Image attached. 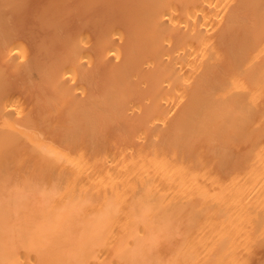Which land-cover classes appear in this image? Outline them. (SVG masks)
Listing matches in <instances>:
<instances>
[{"label":"bare ground","instance_id":"6f19581e","mask_svg":"<svg viewBox=\"0 0 264 264\" xmlns=\"http://www.w3.org/2000/svg\"><path fill=\"white\" fill-rule=\"evenodd\" d=\"M75 4L0 30V264H264V0Z\"/></svg>","mask_w":264,"mask_h":264},{"label":"rangeland","instance_id":"374dc122","mask_svg":"<svg viewBox=\"0 0 264 264\" xmlns=\"http://www.w3.org/2000/svg\"><path fill=\"white\" fill-rule=\"evenodd\" d=\"M3 3H2V2ZM7 0H0V11H2V10H4V11H2V12H0V20H1V18L3 19L4 17V19H6V21H4V19L3 20H1L0 21V27H1V29L0 30H3V31H5V32H7V31H10L9 33L11 34V36H15L17 39H19V40H22V41H25V43L27 44V46H28V60H29V57L30 56H32L31 58H30V60H31V63H32V60H35V57L33 58V56H34V54H36V51H37V49H36V51H35V48H38V47H40L41 45H43L42 44V41L40 42V40H38V38L39 37H42L43 38V35H44V37L46 36V35H48L49 34V29L48 28H46V30L48 31V32H46V30L45 31H43L44 29H45V26L43 27V22H44V20H45V22H44V24L46 23H48V25L49 26H53V25H55L54 23H51V21H49L48 19H47V13H44V12H48V11H50L51 9H50V7L53 5L54 6V9H56L55 7V3H56V0H55V2H54V0H51V2H49V4H48V1L47 0H8L7 2H8V4H7V2H6ZM30 1V2H29ZM36 1V2H35ZM45 1H46V3H45ZM52 1H53V3H52ZM64 0H61V3H58V4H60L61 6L58 8L57 7V9L59 10L60 8H63V9H60L59 11H63V14H71V15H69V16H64V17H66L65 19H61L60 17H61V15H60V17H59V15H57L56 13H58V11H56V13L54 14V16H57L58 18H60L61 20H62V22L65 20L67 23L66 24H68V27H69V25H71V27H72V31H71V27H67L68 29H69V32H68V29L66 28V32H68V33H70V31L71 32H73V31H76L77 29L76 28H78L77 26H78V23H76L77 21H78V17L76 16V14H77V12L75 11L76 9V4H75V2L77 3V0H71V2L69 1V0H65V3H66V1H67V3L65 4V3H62ZM59 2H60V0H59ZM50 3H51V5H50ZM56 3V5L58 6V4ZM4 4V5H3ZM20 4V5H19ZM27 4L29 5V6H27ZM47 5L46 7L44 6V8H43V6L42 5ZM62 4H63V7H62ZM65 4V5H64ZM36 5V6H35ZM38 5V6H37ZM50 5V6H49ZM4 6H5V8H4ZM17 6V7H16ZM65 6H74V8H72L71 7V9H70V7H69V9L71 10V12H70V10H69V12L70 13H66V11L68 10L67 9V7H66V10H65ZM3 7V8H2ZM35 7H38V10L39 11H35V10H37V9H35ZM47 7H49V9L47 8ZM22 8V9H21ZM28 8V9H27ZM33 8V9H32ZM43 8V9H42ZM52 8V10H53V7H51ZM42 9V10H41ZM48 9V10H47ZM56 9V10H57ZM72 9L74 10V14H73V12H72ZM21 10V11H20ZM43 10H44V12H43ZM40 11L42 12V13H40ZM55 11V10H54ZM5 12V13H4ZM16 12V13H15ZM53 12V11H52ZM52 12H49L48 13V15H49V17H50V19L53 21V16L51 17L50 16V13H51V15H52ZM68 12V11H67ZM2 13V14H1ZM25 13V14H24ZM30 13H31V15H30ZM36 13V14H35ZM37 13H39V14H41V16H42V14H43V16L41 17V19H40V17H38V18H36V15H39V14H37ZM62 13V12H61ZM60 12L58 13V14H61ZM45 14V15H44ZM72 14H73V16H75V18H74V22H73V16H72ZM8 15V16H7ZM27 15V16H26ZM35 17H34V16ZM62 16V17H63ZM22 17V18H21ZM26 17H27V19H26ZM67 17H71V23H70V21H69V19L70 18H67ZM77 17V18H76ZM37 20H36V19ZM44 20H43V19ZM41 21H40V20ZM56 19V18H55ZM68 19V20H67ZM10 20V21H9ZM22 20H24V21H22ZM43 20V21H42ZM58 20V19H57ZM57 20H55V21H53V22H58ZM75 20H77L76 22H75ZM8 21H9V24H7L8 23ZM40 21V22H39ZM64 21V22H65ZM2 22V23H1ZM4 22V23H3ZM15 22V23H14ZM49 22H50V24H49ZM63 22V23H64ZM26 23V24H25ZM63 23H61L62 25H66L65 23L63 24ZM3 24V25H2ZM41 24H42V27L44 28H42L41 27ZM60 24V22H59V25H61ZM76 24H77V26H76ZM2 25V26H1ZM12 25V26H11ZM37 25V26H36ZM39 25H40V27H39ZM48 25H47V27H48ZM73 25V26H72ZM14 26V27H13ZM34 26V27H33ZM55 26H57V23H56V25ZM55 26L54 27H50L51 29L50 30H52L53 28H55ZM67 26V25H66ZM66 26H63V27H66ZM32 27V28H31ZM38 29H37V28ZM58 27V26H57ZM76 27V28H75ZM13 28V29H12ZM40 28H42V30L40 29ZM59 28H60V26H59ZM58 28V29H59ZM23 29V30H22ZM58 29H56V31H57V34H58ZM60 29H62V26H61V28ZM12 30V31H11ZM55 30V29H54ZM54 30H53V32H54ZM63 30L64 29H62L61 31H62V34H63ZM16 31V32H15ZM36 31H37V33H36ZM56 31H55V34H56ZM61 31H60V33H61ZM14 32V33H13ZM52 31H50V34H53V33H51ZM31 33H32V35H31ZM44 33V34H43ZM46 33V34H45ZM64 33H65V31H64ZM43 34V35H42ZM49 34V35H50ZM67 34V33H66ZM28 35V36H27ZM39 37H38V36ZM24 36V37H23ZM37 37V39L35 38V37ZM54 36V35H53ZM53 36L51 37V38H53ZM66 36V35H65ZM68 36H69V34H68ZM30 37H32V39H28V38H30ZM47 37V36H46ZM45 37V38H46ZM50 36H48L45 40H48V38H49ZM56 37V36H55ZM58 37V36H57ZM38 40L39 42H36L35 40ZM41 38V39H42ZM51 38H49V44H46L45 43V40H44V38H43V43H45L44 44V46L45 45H47L48 47L51 45V43H52V45H51V47L53 48V51L55 52H53L52 51V48H49L48 50H50L51 49V51L53 52L52 54H54V55H57V54H59L60 52H62V50L63 49H65V46H66V42H62V44H61V41L59 40V42H58V40H57V38H56V40L57 41H55V43H56V47H53V46H55V43L53 42V41H51ZM40 39V38H39ZM30 40H32V41H30ZM36 42V44H38V45H34V43H32V42H34V41ZM52 40H54V38L52 39ZM27 41H29V42H27ZM57 42H58V45H59V43H60V45L62 46V47H60V48H63V49H61V51H60V49L59 48H57ZM39 43L41 44L40 46H39ZM48 43V42H47ZM54 44V45H53ZM65 45V46H64ZM36 46V47H35ZM44 46H42L43 48H48L47 46L46 47H44ZM41 47V48H42ZM41 48H39V49H41ZM56 48V50L57 49H59V50H57V53H56V51L54 50ZM33 51V52H32ZM35 51V52H34ZM39 51H41V57H39L40 56V54H39V58H40V60H41V58H42V60L40 61V63L43 61V59H47V61L49 60L48 58H50V57H48L47 58V56L48 55H46V57L44 58V56H42V53H43V55L44 54H49V56H51V52H49V51H47V49L45 50V51H43V50H39ZM43 51V52H42ZM58 51H60V52H58ZM49 52V53H48ZM31 53H33V54H31ZM39 53V52H38ZM63 53V52H62ZM38 55V54H37ZM38 57H37V60H36V64L37 63H39V61H38ZM0 59H1V54H0ZM30 60H29V63H30ZM2 61V60H1ZM3 62V64L1 65V63ZM1 63H0V66H3L4 68H5V66H6V62L5 61H2ZM5 62V63H4ZM45 62H46V60H45ZM39 63V64H40ZM43 63V62H42ZM9 64V63H8ZM8 64H7V68H9L8 67ZM11 64V63H10ZM6 69V68H5ZM10 69V68H9ZM100 69L102 70V71H106V69H105V67L104 66H102V67H100ZM104 69V70H103ZM6 71H7V73L9 74L10 73V76H12V78H18V76H22V75H16V76H14V75H12L11 74V71H9L8 69H6ZM24 76V75H23ZM11 77H9V79H10ZM20 80V78H18L17 79V81H19ZM9 81V80H8ZM14 81H16L15 79H14ZM11 82V83H10ZM9 83L10 84H12V88H15L16 86L18 87V86H23V84L20 82V83H18L17 82V84H15V83H12V80H10L9 81ZM14 84V85H13ZM16 85V86H15ZM25 86H24V88H26V86L28 85V82H26L25 84H24ZM21 86V87H22ZM30 86H32L33 88L35 87L34 85H30ZM32 87H27V89L25 90L24 88H23V94L25 95L24 96V99H26L28 102L30 101V93H31V90H32ZM36 88V87H35ZM31 89V90H30ZM38 89V88H37ZM36 89V90H37ZM29 90V91H28ZM28 91V92H27ZM33 91V90H32ZM35 91V90H34ZM37 91H39V90H37ZM28 93V94H27ZM28 95V96H27ZM263 252H264V250H263ZM264 256V253L262 254V256L261 257H263ZM260 261H261V259L260 260H257L256 262L255 261H253L252 262V264H260Z\"/></svg>","mask_w":264,"mask_h":264}]
</instances>
